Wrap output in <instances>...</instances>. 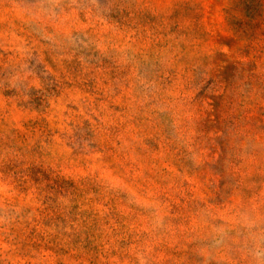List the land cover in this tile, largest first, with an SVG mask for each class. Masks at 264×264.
Listing matches in <instances>:
<instances>
[{
	"label": "rangeland",
	"instance_id": "rangeland-1",
	"mask_svg": "<svg viewBox=\"0 0 264 264\" xmlns=\"http://www.w3.org/2000/svg\"><path fill=\"white\" fill-rule=\"evenodd\" d=\"M0 264H264V0H0Z\"/></svg>",
	"mask_w": 264,
	"mask_h": 264
}]
</instances>
